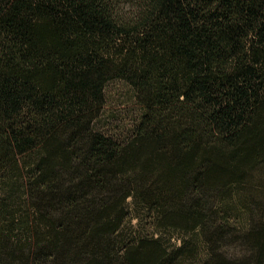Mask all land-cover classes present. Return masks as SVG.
I'll return each mask as SVG.
<instances>
[{"label": "trees", "instance_id": "trees-1", "mask_svg": "<svg viewBox=\"0 0 264 264\" xmlns=\"http://www.w3.org/2000/svg\"><path fill=\"white\" fill-rule=\"evenodd\" d=\"M114 81L143 108L121 139ZM202 251L264 264V0H0V264Z\"/></svg>", "mask_w": 264, "mask_h": 264}, {"label": "rangeland", "instance_id": "rangeland-1", "mask_svg": "<svg viewBox=\"0 0 264 264\" xmlns=\"http://www.w3.org/2000/svg\"><path fill=\"white\" fill-rule=\"evenodd\" d=\"M106 106L99 120L96 122L95 128L106 133L109 136L121 139L132 133V130L140 122L143 115V108L135 98L133 89L123 81H114L108 84L106 88ZM132 200L129 201L131 206ZM132 227L138 229L145 235H153L156 232L150 229L149 226L143 222L134 221ZM239 229V228H238ZM237 231L236 233H240ZM185 236L179 233L167 232L164 234V243L168 247L180 246L182 239ZM225 251L232 258H238L242 253L240 244L230 245L225 247ZM201 256L190 264H198Z\"/></svg>", "mask_w": 264, "mask_h": 264}]
</instances>
